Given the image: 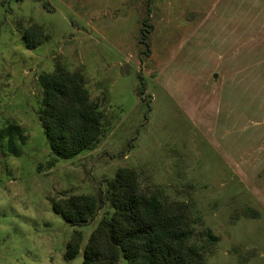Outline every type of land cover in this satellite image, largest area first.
<instances>
[{"label": "rangeland", "instance_id": "rangeland-1", "mask_svg": "<svg viewBox=\"0 0 264 264\" xmlns=\"http://www.w3.org/2000/svg\"><path fill=\"white\" fill-rule=\"evenodd\" d=\"M57 67L101 114L98 141L68 160L39 118ZM120 168L181 214L205 264H264V0H0V264H82ZM73 195L101 203L84 226L53 210Z\"/></svg>", "mask_w": 264, "mask_h": 264}, {"label": "trees", "instance_id": "trees-1", "mask_svg": "<svg viewBox=\"0 0 264 264\" xmlns=\"http://www.w3.org/2000/svg\"><path fill=\"white\" fill-rule=\"evenodd\" d=\"M143 37H146L143 34ZM30 49L45 40L42 27L32 24L23 34ZM42 109L39 118L56 159H72L95 144L102 134L101 114L91 102L82 78L57 67L42 74ZM113 213L91 233L82 264H205L198 249L186 242L193 237L181 214L156 197L144 194L137 174L120 168L109 184ZM101 207L92 195H73L53 204V210L71 226L90 223ZM82 247L77 233L66 245L64 258L75 259Z\"/></svg>", "mask_w": 264, "mask_h": 264}]
</instances>
